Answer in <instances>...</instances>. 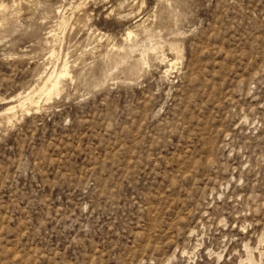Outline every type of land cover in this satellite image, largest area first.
Masks as SVG:
<instances>
[{"label":"rangeland","instance_id":"obj_1","mask_svg":"<svg viewBox=\"0 0 264 264\" xmlns=\"http://www.w3.org/2000/svg\"><path fill=\"white\" fill-rule=\"evenodd\" d=\"M0 264H264V0H0Z\"/></svg>","mask_w":264,"mask_h":264},{"label":"bare ground","instance_id":"obj_2","mask_svg":"<svg viewBox=\"0 0 264 264\" xmlns=\"http://www.w3.org/2000/svg\"><path fill=\"white\" fill-rule=\"evenodd\" d=\"M62 74H64V73H59V75H62ZM59 77V76H58ZM61 77V76H60ZM58 79V78H57ZM57 79L56 80H54L53 79V83H51L52 81H51V75L48 77V79H47V83H50L51 85H50V89L48 90V88L44 85L43 87H42V90H45V91H47L48 90V93H50V91L51 90H54L55 89V87H57L58 85H57ZM51 81V82H48V81ZM46 82V81H45ZM57 85V86H56ZM49 86V85H48ZM58 89V88H57ZM44 91V92H45ZM54 91H56V90H54ZM19 104V103H18ZM11 109H13V107H10L9 108V110H11Z\"/></svg>","mask_w":264,"mask_h":264}]
</instances>
